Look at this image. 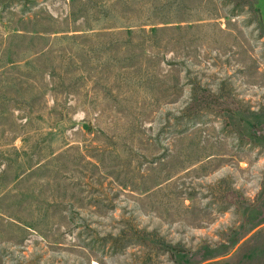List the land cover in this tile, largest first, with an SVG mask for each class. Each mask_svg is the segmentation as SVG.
<instances>
[{"label": "rangeland", "instance_id": "rangeland-1", "mask_svg": "<svg viewBox=\"0 0 264 264\" xmlns=\"http://www.w3.org/2000/svg\"><path fill=\"white\" fill-rule=\"evenodd\" d=\"M0 264H264V0H0Z\"/></svg>", "mask_w": 264, "mask_h": 264}]
</instances>
